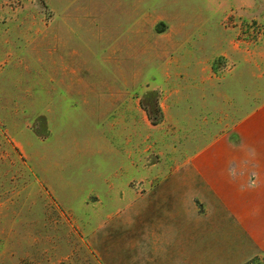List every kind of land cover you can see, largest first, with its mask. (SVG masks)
<instances>
[{
    "label": "rangeland",
    "instance_id": "obj_1",
    "mask_svg": "<svg viewBox=\"0 0 264 264\" xmlns=\"http://www.w3.org/2000/svg\"><path fill=\"white\" fill-rule=\"evenodd\" d=\"M263 102L264 0H0V264H157L139 194Z\"/></svg>",
    "mask_w": 264,
    "mask_h": 264
},
{
    "label": "crops",
    "instance_id": "obj_2",
    "mask_svg": "<svg viewBox=\"0 0 264 264\" xmlns=\"http://www.w3.org/2000/svg\"><path fill=\"white\" fill-rule=\"evenodd\" d=\"M233 119L139 194L157 264H242L264 253V102Z\"/></svg>",
    "mask_w": 264,
    "mask_h": 264
}]
</instances>
